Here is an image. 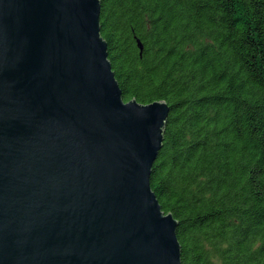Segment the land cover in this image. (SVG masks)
Here are the masks:
<instances>
[{
  "label": "water",
  "instance_id": "water-1",
  "mask_svg": "<svg viewBox=\"0 0 264 264\" xmlns=\"http://www.w3.org/2000/svg\"><path fill=\"white\" fill-rule=\"evenodd\" d=\"M101 7L0 0V264H183L150 182L170 106L125 101Z\"/></svg>",
  "mask_w": 264,
  "mask_h": 264
},
{
  "label": "trees",
  "instance_id": "trees-1",
  "mask_svg": "<svg viewBox=\"0 0 264 264\" xmlns=\"http://www.w3.org/2000/svg\"><path fill=\"white\" fill-rule=\"evenodd\" d=\"M101 5L125 101L170 106L150 182L183 264H264V0Z\"/></svg>",
  "mask_w": 264,
  "mask_h": 264
}]
</instances>
